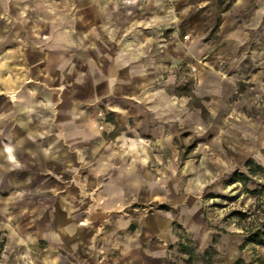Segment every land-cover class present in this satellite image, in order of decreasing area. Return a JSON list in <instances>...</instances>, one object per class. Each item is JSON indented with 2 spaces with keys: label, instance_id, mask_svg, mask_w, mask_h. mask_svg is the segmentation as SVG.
Masks as SVG:
<instances>
[{
  "label": "rangeland",
  "instance_id": "374dc122",
  "mask_svg": "<svg viewBox=\"0 0 264 264\" xmlns=\"http://www.w3.org/2000/svg\"><path fill=\"white\" fill-rule=\"evenodd\" d=\"M139 4L123 7L132 29L158 30L125 67L128 88L107 93L96 50L75 51L82 80L68 89L104 95V154L46 169L0 161V264H264V245L245 241L264 215L251 193L264 187V0Z\"/></svg>",
  "mask_w": 264,
  "mask_h": 264
},
{
  "label": "crops",
  "instance_id": "0c3cea01",
  "mask_svg": "<svg viewBox=\"0 0 264 264\" xmlns=\"http://www.w3.org/2000/svg\"><path fill=\"white\" fill-rule=\"evenodd\" d=\"M149 30L158 29H132L130 15L108 0H0V161L15 167L8 148L18 163L43 169L77 161L88 147L104 154L95 144L101 134L96 103L104 95L68 89L73 77L82 80L75 51L87 42L96 50L94 60L107 67L102 76L110 94L120 83L129 87L125 67L156 40L146 39Z\"/></svg>",
  "mask_w": 264,
  "mask_h": 264
},
{
  "label": "clouds",
  "instance_id": "9594fccd",
  "mask_svg": "<svg viewBox=\"0 0 264 264\" xmlns=\"http://www.w3.org/2000/svg\"><path fill=\"white\" fill-rule=\"evenodd\" d=\"M156 2H157V4H159V3H160V0H156ZM108 3L113 4L114 7H115V10H118L120 7H127V6H133V7H134V6H137V5L140 3V0H108ZM128 14L131 15L130 12H129ZM150 26H151V24H146V25H145V27H150ZM130 30H131V29H129V31H130ZM110 35H111V33H110ZM186 39H187V38H186ZM0 66H2V65H0ZM223 78L226 79V77H223ZM112 82L114 83L115 81H112ZM160 95H161V92H156V93H154L151 97H146V100H149V101H150V100L155 99L156 97H158V96H160ZM13 99H15L14 96H13ZM141 102H143V101H141ZM165 107H166L169 111H171L172 109L175 108V104H174V103H172V104H168V105H165ZM182 107H183V105H181V108H182ZM116 111H120V109H116ZM149 111L156 112V111H158V109L153 108V109H149ZM164 114L167 115V113H164ZM176 120H179V116H178V115H176V116L170 118V121H169V122H174V121H176ZM181 124H183L182 121H181ZM209 128H210V124H205L203 121H198V122L195 124V126H194V128H193V131H194V133L197 134V135H204L206 132H208ZM174 131H175V130H174ZM99 134H100V132L97 131L96 135H99ZM167 139H168L169 141H171L172 136H171V135H168ZM128 143L144 145V144L147 143V141H145V140H136V141H129ZM158 143H159V142H158ZM7 152H8V159H9L10 161H12V163H13L16 167H21V165L16 161L15 156L12 154V153H13V150H12L11 148H8V149H7ZM49 154H50L49 150H45V152H44L45 157H48ZM52 158L55 159V157H52ZM147 162H148L147 159H145V160H144V163L147 164ZM113 167H115V165H113ZM102 172H103V169H102L100 172H97L96 175L99 176V175L102 174ZM159 183H160L159 180L154 181L153 184L150 185V187H155V186H156L157 184H159ZM134 187H138V185H134ZM83 194H84V195H89V193H86V192L83 193ZM20 195L23 196L24 194L21 193ZM120 195L123 196V192H121ZM121 210H122V209H121ZM90 223H91V221H90L89 219H85V220L82 221V224H83L84 226H88V225H90ZM64 231H66V232L68 233V235H74V230H68V229H65ZM54 238L57 239V240H59V237H58V236H55Z\"/></svg>",
  "mask_w": 264,
  "mask_h": 264
},
{
  "label": "trees",
  "instance_id": "16d2710c",
  "mask_svg": "<svg viewBox=\"0 0 264 264\" xmlns=\"http://www.w3.org/2000/svg\"><path fill=\"white\" fill-rule=\"evenodd\" d=\"M254 197H256L260 202V207L263 208L262 212L264 213V187L261 189H254L252 192ZM253 225L247 229L245 235V241L251 242L257 245H264V215H256Z\"/></svg>",
  "mask_w": 264,
  "mask_h": 264
}]
</instances>
